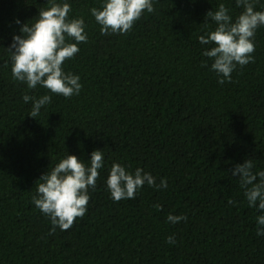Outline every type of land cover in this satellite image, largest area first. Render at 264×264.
Here are the masks:
<instances>
[{
    "label": "trees",
    "instance_id": "1",
    "mask_svg": "<svg viewBox=\"0 0 264 264\" xmlns=\"http://www.w3.org/2000/svg\"><path fill=\"white\" fill-rule=\"evenodd\" d=\"M221 2L233 19L243 11L235 0H154L131 30L105 35L90 13L102 0H69L88 40L64 62L82 84L66 98L11 74L16 19L33 23L50 0H0V264H264L256 234L264 210L249 206L230 175L244 160L264 171V25L254 61L219 84L202 54L213 45L198 37L216 27L205 13ZM254 8L264 10V0ZM26 93L52 100L34 118ZM96 149L105 164L86 213L50 231L31 199L38 178L67 154L89 164ZM114 161L168 186L145 184L134 199L115 201L106 185ZM169 213L186 219L172 224Z\"/></svg>",
    "mask_w": 264,
    "mask_h": 264
},
{
    "label": "clouds",
    "instance_id": "2",
    "mask_svg": "<svg viewBox=\"0 0 264 264\" xmlns=\"http://www.w3.org/2000/svg\"><path fill=\"white\" fill-rule=\"evenodd\" d=\"M235 3L243 9L235 19L223 2L215 10H208L205 21H213L216 27L198 37L202 45H213L205 48L202 54L212 60L211 69L217 74L219 84L231 80L237 65L242 67L254 61V35L257 28L264 25V10H255V0H235ZM71 11L69 0H50V7L40 9L33 23H21L19 18L16 19L20 25L19 34H13L7 47L11 52L14 80L26 83L29 89L39 85L66 98L79 94L82 88L80 76L66 72L63 65L80 51L79 45L88 40V33L84 18L69 17ZM153 11L154 0H102L101 7L90 9L105 35L128 32L145 12ZM22 99L25 104L31 102L28 115L36 118L42 107L51 103L52 96L46 93L37 98L26 93ZM89 158L90 163L85 164L75 154H67L38 178L42 182L38 183L31 199L35 207L50 218V231L57 227L65 231L76 218L86 213L89 189L95 188L100 175L98 170L105 164L104 153L99 149L92 151ZM252 168V161L244 160L230 169V175L238 177L241 186L245 187L249 206L264 210V171L254 173ZM257 177L262 179L257 182ZM145 184L158 189L168 186L165 178L157 184L156 178L143 168L136 167L133 171L115 161L106 179L115 201L134 199ZM233 203L229 201V204ZM166 219L176 224L186 217L169 213ZM257 224V236H264V214L257 217ZM167 240L175 243L173 236H168Z\"/></svg>",
    "mask_w": 264,
    "mask_h": 264
}]
</instances>
